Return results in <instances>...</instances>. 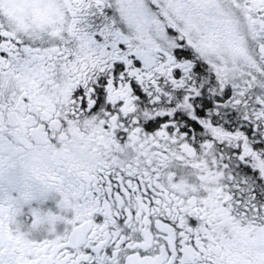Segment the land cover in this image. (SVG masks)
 I'll return each mask as SVG.
<instances>
[{"label":"snow or ice","instance_id":"6c2138e0","mask_svg":"<svg viewBox=\"0 0 264 264\" xmlns=\"http://www.w3.org/2000/svg\"><path fill=\"white\" fill-rule=\"evenodd\" d=\"M0 264H264V0H0Z\"/></svg>","mask_w":264,"mask_h":264}]
</instances>
